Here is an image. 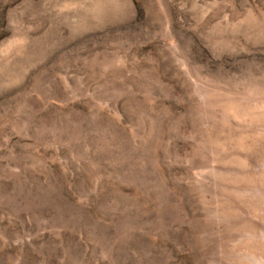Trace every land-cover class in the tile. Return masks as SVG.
Instances as JSON below:
<instances>
[{"label":"rangeland","instance_id":"obj_1","mask_svg":"<svg viewBox=\"0 0 264 264\" xmlns=\"http://www.w3.org/2000/svg\"><path fill=\"white\" fill-rule=\"evenodd\" d=\"M0 264H264V0H0Z\"/></svg>","mask_w":264,"mask_h":264}]
</instances>
